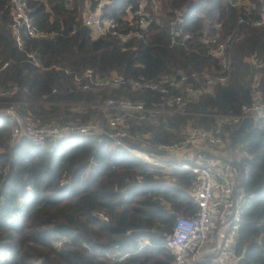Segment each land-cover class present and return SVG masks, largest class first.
I'll list each match as a JSON object with an SVG mask.
<instances>
[{"label":"trees","instance_id":"1","mask_svg":"<svg viewBox=\"0 0 264 264\" xmlns=\"http://www.w3.org/2000/svg\"><path fill=\"white\" fill-rule=\"evenodd\" d=\"M25 1L35 25L51 37L43 41L25 37V49H19L11 28L13 0H0V89L18 85L21 90L4 102H19L20 111L41 124L106 122L110 112L92 105L114 99L154 107L164 99L162 94L131 88L84 91L74 76L53 66L79 76L92 69L99 77L118 74L149 82L215 69L218 63L203 43L205 32H213L215 25L222 23L225 36L241 15L240 9L230 5L234 0H111L105 4V14L116 21L118 30L141 34L124 43L111 35L94 38L83 26V12L90 3L96 7L94 0ZM251 1L261 9L260 0ZM128 4L136 8L144 4L151 20L146 29L140 28L136 19H128ZM176 33L180 36L173 45ZM241 33L243 37L231 50L228 83L191 103L186 115L132 123L134 134L150 132L152 139L130 140L131 148L174 160L156 145L182 142L186 126L210 129L215 120L208 115L236 114L249 103L256 74L264 85V28L247 27ZM186 35L191 39L184 42ZM28 53L36 54L40 68L29 61ZM253 56L262 68L247 62ZM73 105L89 107L86 113L77 114L71 111ZM11 129L7 119H0V264H170L173 255L165 247L163 233L172 230L175 216L169 214L164 202L181 214L193 215L192 174L166 178L148 169L130 151L116 149L99 137H69L44 149L22 139L12 147ZM228 132L229 150L242 160L238 166L250 164L241 186L255 194L243 213L238 247L246 250L243 264H264V245H256L259 238L264 244V119L243 120ZM245 152L250 159L243 158ZM98 212L109 221L100 219ZM61 239L65 242L57 248ZM144 239L151 244L140 248ZM85 244L90 249L84 248ZM115 245L121 253L129 254L125 261L107 258L106 252ZM5 255L9 258L2 261Z\"/></svg>","mask_w":264,"mask_h":264},{"label":"built area","instance_id":"2","mask_svg":"<svg viewBox=\"0 0 264 264\" xmlns=\"http://www.w3.org/2000/svg\"><path fill=\"white\" fill-rule=\"evenodd\" d=\"M94 1L97 3L96 7L88 8L87 6V12L84 11L82 15L83 26L92 31L94 38L111 35L127 43L141 37L139 31L120 32L116 21L106 16L104 7L111 0ZM260 1L262 7L259 10L251 0L232 1L231 7L241 10L236 27L225 36L221 34L222 23L215 25L213 32H205L203 43L210 49L209 56L218 63L215 69L193 71L189 74L164 77L157 82H149L144 79L130 80L118 74L99 77L92 69H88L83 76H79L61 66L52 67L56 71H63L68 76H74L76 85L84 91L131 88L164 95L163 101L154 107H147L144 102L134 103L128 100L110 99L105 104L91 106L104 113L110 112L106 122L53 121L41 124L32 115L22 113L19 102H4V99L14 96L21 90L18 85L0 89V119H7L12 126L9 144L13 147L22 139H26L33 146L44 149L52 148L59 140L69 137H99L111 142L116 149L130 151L148 169L161 173L166 178L175 179L178 173L192 174L194 180L189 193L192 204L196 208L195 213L191 216L181 214L170 202H164L169 214L175 216L172 230L163 233L165 247L173 255L170 264H243L246 250L239 249L238 240L243 213L250 207L255 194L247 193L241 185L243 177L249 174L250 164L245 163L239 167L242 161L240 157L234 161L226 156L220 157L219 154L211 157L209 154L213 153V149H223L230 142L229 128L243 120L264 119V85L261 83L260 75H255L250 101L239 113H213L208 115L215 120L212 128L189 125L184 130L185 139L182 142L156 145L159 151L169 153L174 160L161 159L142 149L131 148L128 141L147 142L152 139L150 132L134 134L132 123L155 122L163 115H186V109L191 103L212 93L214 87L228 83L231 50L243 37L242 29L264 28V0ZM13 4L11 28L19 49H25V37L36 41L50 39L49 33L35 25L25 0H13ZM127 13L128 19L130 21L136 19L142 29H146L151 23L144 4H140L138 8L128 4ZM178 20L181 23L183 21L181 17ZM74 33L75 30L72 34ZM179 36V33L172 36L173 45ZM190 39L191 36L186 35L184 42ZM27 56L36 67H41L36 54L28 53ZM247 62L255 65L257 69L263 67V64L254 56L248 58ZM7 66L8 63L4 65V68ZM189 82L195 84L191 85ZM56 92L57 89H54L53 93ZM43 98L47 99L48 96L44 95ZM88 107L89 105H73L71 111L83 114L87 112ZM243 158L250 159L246 152ZM97 216L105 222L109 221L102 212H98ZM64 242V239L58 240L56 247L60 248ZM150 244L148 239H144L140 248ZM256 245L263 247V239L259 238ZM84 248L90 249L86 244ZM106 256L113 262H123L129 254L121 253L120 246L115 245L106 252ZM8 258L9 255H5L1 257V260L5 261Z\"/></svg>","mask_w":264,"mask_h":264},{"label":"rangeland","instance_id":"3","mask_svg":"<svg viewBox=\"0 0 264 264\" xmlns=\"http://www.w3.org/2000/svg\"><path fill=\"white\" fill-rule=\"evenodd\" d=\"M90 6L92 7V3H90L89 5H88V8H90ZM88 8L86 7L85 8V10L84 11H86L87 12V10H88ZM85 12V13H86ZM84 13V12H83ZM229 144H230V142L229 143H227V145L223 148V149H221V150H218V149H213V153H210L209 154V156L211 157V156H214V154H216V155H218L219 154V156L220 157H223V156H230V157H233V158H235V159H238L239 158V156H238V153H236V151H230L229 150ZM230 152V153H229Z\"/></svg>","mask_w":264,"mask_h":264}]
</instances>
